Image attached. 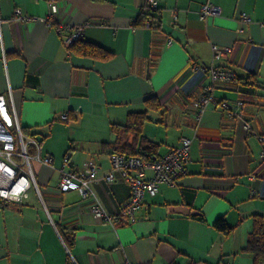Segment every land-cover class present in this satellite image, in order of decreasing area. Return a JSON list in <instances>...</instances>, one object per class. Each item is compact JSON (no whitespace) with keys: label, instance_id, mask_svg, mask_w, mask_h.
<instances>
[{"label":"crops","instance_id":"crops-1","mask_svg":"<svg viewBox=\"0 0 264 264\" xmlns=\"http://www.w3.org/2000/svg\"><path fill=\"white\" fill-rule=\"evenodd\" d=\"M50 2L0 0V94L13 99L24 134L54 157L53 165L32 161L41 194L32 187L22 203L0 200V264H253L243 247L254 215H264V0H158L155 28L134 26L146 0H56L53 21ZM208 2L222 14L201 19ZM17 7L28 19L14 17ZM79 26L108 59L72 52L65 40ZM213 45L233 51L216 60ZM195 64L237 78L215 79ZM206 88L212 100L198 118ZM150 97L158 109L148 108ZM224 101L233 110L243 102L242 116H230ZM143 111V134L160 144L159 157L192 139L187 173L147 196L136 222L112 225L92 208L117 214L131 195L119 171L105 178L113 125ZM66 154L74 169L98 163L88 198L60 190ZM220 216L234 226L228 235L214 226Z\"/></svg>","mask_w":264,"mask_h":264},{"label":"built area","instance_id":"built-area-1","mask_svg":"<svg viewBox=\"0 0 264 264\" xmlns=\"http://www.w3.org/2000/svg\"><path fill=\"white\" fill-rule=\"evenodd\" d=\"M50 21L58 9L56 0H51ZM146 7L150 9L159 8L158 0H146ZM174 21L178 17V12L173 10ZM221 6L214 3H205L200 10V18L206 19L210 15H221ZM15 18L25 20L28 19L22 13L20 8L15 9ZM240 19L244 23L252 22V18L243 13ZM152 20L148 19L146 25L152 26ZM2 25V17L0 15V30ZM243 31V27L239 28ZM72 30V29H71ZM83 36V27H75L67 36L65 43L72 45L76 40ZM171 40V39H170ZM231 47H220L213 45L214 58L217 60L221 57L228 56L232 53ZM196 69L210 72L215 79L234 80L235 73L229 69L218 68L211 65H194ZM212 100L209 88L196 101L195 105L198 109V118L201 117L206 105ZM244 103L240 102L239 108L232 109L227 102H222V107L229 112L230 116H242ZM61 120L68 122L69 114L64 112L61 114ZM246 127L251 128L247 123ZM263 140V138H261ZM29 146L35 148V152L29 151ZM192 147V139L187 136L181 138L178 146L171 147L169 151L150 161L144 160L138 155H127L120 152H112L110 154L113 171L109 172L105 178L114 180V171H119L124 179L131 186V195L123 206L122 210L117 214L108 213L100 205L92 208L93 214L115 225L118 220L128 222L130 224L136 222V213L142 206L147 196H154L159 191L161 183L170 186L178 184L180 178L187 173V164L190 160ZM264 158V150L261 152ZM37 160L47 165H53L54 157L50 153L42 154V145L36 138L25 135L22 125L19 121L18 111L13 99L9 102L4 94H0V200L4 202L22 203L28 195V190L34 187L41 194L36 176L32 167V161ZM99 165L94 160L86 161L81 168L74 169L72 167L71 157L66 154L63 158L60 180V190L63 192L76 190L83 198L91 195V183L98 178ZM153 171L148 176L147 170Z\"/></svg>","mask_w":264,"mask_h":264},{"label":"trees","instance_id":"trees-1","mask_svg":"<svg viewBox=\"0 0 264 264\" xmlns=\"http://www.w3.org/2000/svg\"><path fill=\"white\" fill-rule=\"evenodd\" d=\"M158 11L159 8L153 10L144 7L134 22V26H147L146 21L151 19L153 22L151 28L159 27L160 20L157 13ZM71 50L80 56L98 57L103 59H108L111 56V53L105 51L94 43L86 41L83 37L79 38L71 45ZM251 77H253V75L248 76L247 79ZM239 79L240 78H238V80ZM146 104L150 109H158L160 107V102L157 97L147 98ZM149 119L150 116L148 111L133 112L129 115L128 120L124 124H114L113 129L117 134V140L111 145L114 148L113 152H120L127 155H138L146 161L158 158L160 144L143 134V126ZM130 135L135 136L134 141L129 140ZM214 226L225 235L230 234L234 229V226L230 225L224 216L217 218L214 222ZM243 251L252 254L253 264H264V215H254L253 229L248 235Z\"/></svg>","mask_w":264,"mask_h":264}]
</instances>
